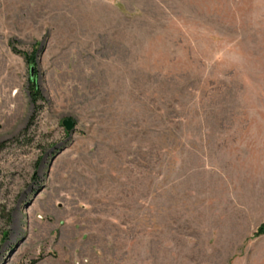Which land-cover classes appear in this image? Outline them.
<instances>
[{"label":"rangeland","instance_id":"374dc122","mask_svg":"<svg viewBox=\"0 0 264 264\" xmlns=\"http://www.w3.org/2000/svg\"><path fill=\"white\" fill-rule=\"evenodd\" d=\"M263 223L264 0H0V264H264Z\"/></svg>","mask_w":264,"mask_h":264},{"label":"trees","instance_id":"16d2710c","mask_svg":"<svg viewBox=\"0 0 264 264\" xmlns=\"http://www.w3.org/2000/svg\"><path fill=\"white\" fill-rule=\"evenodd\" d=\"M23 55H25L26 59L29 61H35L36 59L35 55L33 57L28 55L27 53H23ZM30 92L33 96L34 102L37 103L41 97V92L37 82L34 80H31ZM263 233H264V223L258 229V234H263Z\"/></svg>","mask_w":264,"mask_h":264},{"label":"water","instance_id":"95a60500","mask_svg":"<svg viewBox=\"0 0 264 264\" xmlns=\"http://www.w3.org/2000/svg\"><path fill=\"white\" fill-rule=\"evenodd\" d=\"M31 74H32V77L35 75V68L34 67L31 68ZM64 125L66 126L67 130L71 131V130L75 129L76 121L74 118L68 117L64 120Z\"/></svg>","mask_w":264,"mask_h":264}]
</instances>
